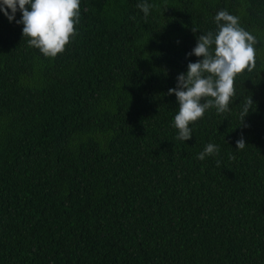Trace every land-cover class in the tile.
Returning a JSON list of instances; mask_svg holds the SVG:
<instances>
[{"label":"trees","instance_id":"obj_1","mask_svg":"<svg viewBox=\"0 0 264 264\" xmlns=\"http://www.w3.org/2000/svg\"><path fill=\"white\" fill-rule=\"evenodd\" d=\"M221 10L255 68L182 141L168 92ZM20 19L0 12V264H264V0H80L56 57Z\"/></svg>","mask_w":264,"mask_h":264},{"label":"clouds","instance_id":"obj_2","mask_svg":"<svg viewBox=\"0 0 264 264\" xmlns=\"http://www.w3.org/2000/svg\"><path fill=\"white\" fill-rule=\"evenodd\" d=\"M137 7L149 15L151 5L140 3ZM10 10V13H9ZM17 11L22 24V36L27 37L30 47H35L45 57H56L65 50L70 39L77 35L80 21V0H0V12L12 22ZM134 19V18H133ZM217 31H209L197 37L196 46L188 55L198 58L187 65L186 74L177 76L175 88L168 95H175L178 112L174 117L177 139H192L189 125L203 118L206 110L215 108L218 113L229 111V103L235 95L237 75L255 68L256 38L240 26L239 18L225 10L215 16ZM198 29L193 28V32ZM203 98H210L203 100ZM254 102L251 96L241 113L242 123ZM246 147L243 137L236 141V149ZM218 146L209 143L198 156L217 154Z\"/></svg>","mask_w":264,"mask_h":264}]
</instances>
